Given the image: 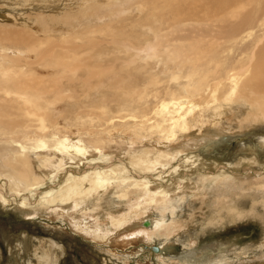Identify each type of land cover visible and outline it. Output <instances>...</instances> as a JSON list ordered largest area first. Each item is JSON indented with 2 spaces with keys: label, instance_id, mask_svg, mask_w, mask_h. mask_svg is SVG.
<instances>
[{
  "label": "rangeland",
  "instance_id": "1",
  "mask_svg": "<svg viewBox=\"0 0 264 264\" xmlns=\"http://www.w3.org/2000/svg\"><path fill=\"white\" fill-rule=\"evenodd\" d=\"M159 3L156 2L155 8L160 9L155 13L160 14L165 5L159 6ZM173 3L181 9L182 15L178 20L187 21L176 24L172 29L165 28L168 21L170 26L174 21V15L167 13V8L162 21L160 19L161 22L150 25L148 19L153 7L150 5L138 10L137 5H129L126 1L122 6H131L130 10L122 14L111 13L99 21L95 20L96 15H84L82 6L85 8L87 1L61 0L60 5L55 2L49 6L38 4L19 8L21 4L26 5L25 0H0V22L14 24L16 20L20 27L37 30L39 35L46 24H51L56 29L53 34L56 38L60 35L61 38L64 35L72 37L75 32L86 38L84 31L90 25H109L111 21L121 25L126 20L130 26L125 33L136 36L132 43L139 48L144 47L147 41H158L153 28L159 26V29L163 28L157 32L160 38L165 35L166 39H163L170 40V34L174 32L171 34L173 37H185L187 42L193 41L190 44L202 48L203 68L209 67L216 72L246 60L259 38L262 40L256 44L255 53L258 54L264 46L261 26L264 0H231L223 5L208 0H174ZM110 5L112 8L119 6L113 3L103 9L110 12ZM39 11L42 14H38ZM6 14L12 17L8 18ZM21 20L29 27L26 28ZM142 24L148 25L144 28ZM132 25L136 26L133 28ZM248 25L254 26L249 37L245 36ZM98 37V47L85 54L89 59H85V63L79 62L81 66L75 76L68 75L70 85L68 79H64L65 87L61 89L65 92L53 109L55 120L50 123L52 128L58 124L60 135H68L75 140L81 138L92 152L77 164L63 166L59 173H52L40 186L20 194L11 191L10 185L0 178V186H3L0 190L9 200L8 203L0 200V264H46L48 259L51 262L53 259L51 264H264V117L254 119L249 113L251 106L243 101L229 103L222 97L208 106L206 96L183 99L194 108H191L193 113L189 116L190 136L199 137L197 135L204 132L202 137L205 141L188 148V151H170L168 154L166 151L155 157L159 149L166 150L161 144V148L156 145L161 142L159 140L166 139V133L162 134L161 128L156 126V120L161 117H154L153 108L156 109L163 98L169 102L171 94L168 91L176 92L186 80L180 78L177 83L170 80V74L163 71V64L156 61L129 63L135 50L125 54V47L121 50L122 47L119 48V44L110 38ZM57 41L63 44L62 39ZM82 42L74 41L77 45ZM147 54L141 52V56ZM28 59L34 62L38 58L31 52ZM35 66L40 69L37 64ZM49 70L47 68L43 73L47 80L60 74L57 67L51 68L53 73ZM89 71L93 73L91 78H88ZM47 97L53 98L51 94ZM102 109H105L104 113ZM215 109L226 110L225 114L218 116L217 126L212 121ZM164 123L165 127L170 126L169 121ZM151 124L152 127L149 126ZM0 140V153H3L9 145L3 143L5 138L0 137ZM171 142L174 140L168 143ZM144 147L150 151L147 158L158 159L153 167L149 162H146L147 168L134 164L132 156L140 154ZM31 159L34 167H38L36 153L31 152ZM96 171L105 172L109 182L104 188L90 189L89 195L85 192L79 195L73 209L75 213L70 209L59 215L57 212L62 202L58 199L54 205L56 212L50 210L52 204L45 199H52L51 196L56 199L58 188L66 184L68 176L74 175L85 182L92 179ZM171 184L174 187L167 188ZM89 186L85 185L87 189ZM147 189L151 191L152 201ZM170 190H174V194ZM23 200L26 204H22ZM139 203L142 205L138 206ZM44 208L47 211L43 215L30 214L44 211ZM87 210L93 216L91 221H96L98 215L100 223L105 221L108 224L101 223V228L95 233H85L75 221L87 222ZM140 212L145 213L139 218L137 214ZM69 213L79 218L73 220ZM110 217L124 218L120 228L116 224L111 225ZM150 220L152 227L136 225Z\"/></svg>",
  "mask_w": 264,
  "mask_h": 264
},
{
  "label": "bare ground",
  "instance_id": "2",
  "mask_svg": "<svg viewBox=\"0 0 264 264\" xmlns=\"http://www.w3.org/2000/svg\"><path fill=\"white\" fill-rule=\"evenodd\" d=\"M25 1H26V5L21 4L19 5L20 6L19 8H25L27 5L38 6V4L49 6V5H53L55 2H57V5H60L61 0H25ZM82 1L83 3L86 1L88 2L85 8L82 5H79L82 6L84 15L88 16L87 13L89 14V16L96 15L94 16L95 20H99V21L103 20L104 18L106 19L108 15H111V13L119 12L120 14H122L130 10L131 6L128 7L122 6L123 2L125 3V1L128 2L129 5L132 6L137 5L138 10H141L142 8L144 9L145 6L151 5L153 7L152 10L153 12L151 11L152 14L148 19V24L150 25L153 23L156 24L160 21V19L163 17V14L165 13L164 11L166 8H167V13L169 11L174 15L173 18L174 21L171 22L173 26H170L169 25L170 22L168 21V25H166L165 28L172 29L174 26H176V24L182 23L183 21L184 22L187 21L186 19L178 20V18L182 14L180 7L174 6L175 5V3H173L174 0H165V1L164 0H82ZM208 1L216 5H219L221 2L222 3L221 5H223L224 3L230 2L231 0H208ZM103 2H107V4H104ZM117 2L120 3L117 4ZM156 2L158 3L160 2L159 6L165 5L163 9H161L160 14L157 12L155 13V10L160 9V7L155 8ZM113 3L119 6L112 8V5H110L111 11L109 12L108 10H106L109 12L107 13L104 10L105 7L106 6L108 7L109 4H113ZM39 9L41 10V8ZM101 9H103V11ZM38 14H42V13L39 11ZM6 15L8 18L12 17L10 16V14H6ZM44 17L45 16H43V18ZM122 20L123 19H121V21ZM21 21L23 22V20ZM125 21H122V24L120 23L121 25H119V23L118 25L117 24L115 25L112 21H111L112 24L110 23L109 25H106L104 23L90 25L84 31V34L87 35L86 38L82 37L78 32L73 33L72 37L64 35L61 38L60 35V38L59 37L56 38L53 35L56 32V29L53 28L51 24L50 25L46 24L43 30L39 28L42 31V33L39 35V33L36 32L37 30L34 31L33 29H24L23 27H20L19 24L16 23V20L14 24L9 23V21L0 22V137L5 138V142L3 143H8L9 145L6 151L0 153V178L4 180L5 183H8L10 185L9 186L10 190L13 191L14 193L20 194L21 192L33 189L34 186L37 185L40 186L45 181V179H47L48 176L51 175L52 173L54 174L59 173L61 171L60 169L63 166L65 167V166H71L72 164H77L80 160L82 161L84 158H87L90 152H92L89 145L81 138L75 140L71 136L60 135L57 131L58 124L57 125L55 124L52 128V126H50V123L52 122L53 124V121L55 120L54 117H52L53 109L55 108L56 103L61 100L62 98L61 95L65 92V90L61 89V87L65 83L64 79L66 78L67 80L68 75L73 77L71 74H73L74 76L77 74L78 68L81 66L79 62H84V60L86 59L85 54L90 53L94 48L98 47V45L100 44L98 42V38H99L98 36L101 35L110 38L111 40L115 41V43L117 42L116 44H119L118 45L119 48L122 47L121 50H123L124 49L123 47H125L126 49V50L124 49L125 54L128 53L130 54L132 50H135L134 55L132 53L133 56L131 62L129 61V63H135L137 60L145 61V62H148L150 60L156 61L158 64L159 63L163 64L164 66L163 71L165 72L167 71L170 74L169 76L170 80L176 81L180 78H184L186 80L182 85L180 84L181 87H179L180 89L177 90L179 92L177 91L175 92L172 90L168 91V93L171 94L169 95L171 96V100L169 102H166L167 100L165 101L164 100L165 98H163L164 101L162 100L161 104L157 105L156 109L155 107L153 108L155 110V111L153 110L154 117L157 116L161 117V119L156 120V126L161 128L162 134L166 133L164 134L166 139H161L159 140L161 142L156 144L158 147H160L159 144H161L162 146L165 147L166 150L159 149L158 151L155 152V157L158 156V153H162L166 151L167 154L170 151L182 152L187 150L188 148L191 149L198 146L199 144L202 143L203 140L205 141V139L202 137V134L204 132L201 135H197L199 137L190 136L192 132H189L190 123H191V121L189 120V116L192 115L194 108L188 105L187 104L188 102L186 103L185 101H183V99H188V98L202 99L203 96H206L208 98L206 99L208 106L210 105L211 102L213 103L220 101V98L222 97L224 102L227 101L229 103L230 102L240 103L241 101H243L244 103H247L251 106L250 107L251 112L249 113L251 114V116L254 117V119H258L259 117H264V60L262 59L264 55V46L262 47V49L259 51L258 54L255 53L254 50V48H256V44L262 40L261 38H259L255 42L254 47L251 49V51H249L250 54H248L246 60H243L236 65L231 64V66H227L226 68L219 70V72H216V71H212L209 67L208 69L203 68L201 60L204 58L203 56L204 52L202 51V48H200L195 44H190L193 41L189 43L187 42L188 39H186L185 37H184L185 40L184 38L181 37H173L171 34H173L174 32L170 34L171 36L170 40L167 41L164 40L163 37L165 38V35H163V37L160 38L161 35L159 36L157 32L159 30L161 31L163 28L159 29V26L158 28L155 27L153 28L156 35L155 39H158V41L155 40L157 42L147 41L145 46L144 47L141 46L140 48L139 45H137L138 47H136V45L134 46L132 41L135 39L136 36L134 37L133 35H129L127 33L128 26L130 25H127V21L126 22ZM23 23L27 25L25 21ZM148 24H142L141 27L146 28ZM56 26L58 27L59 25L57 24ZM134 26L136 25H132L133 28ZM248 26L249 28H247V35L245 36L249 37L253 33L252 30L254 26H250V25ZM261 26L263 27L264 30V21L261 23ZM28 27L29 25L26 26V28ZM125 31L127 32L125 33ZM138 34L137 36H139ZM237 36L240 35H236V37ZM242 36L243 35H241V38ZM59 39H62L63 44H60V42L57 41ZM74 41H78L80 43L83 41L82 42L83 44L77 45L75 44L76 42L74 43ZM159 47H162V50H160ZM31 52L35 53L38 58L37 60H34V62L33 61L31 62V60L29 61L28 59V56ZM141 52H146V54L148 52V54L146 56H141ZM24 60H26L27 62L25 61L26 62L25 63ZM36 64L40 66V69H38L35 66ZM128 66H130V64H128ZM55 67L59 68L60 74L56 78L53 77L54 79L47 80L45 74L43 73L48 71V70L45 71L47 68H50L51 70V68L55 69ZM91 74L93 73L89 71L88 78L89 77L91 78ZM154 78H156L155 75ZM70 80L68 79L67 83L71 82ZM122 80H124V78ZM157 82L159 83V81ZM152 85L154 86V84ZM132 86L133 83L131 87ZM64 87L65 86H63V89ZM138 87L137 89L140 90ZM170 88L173 89L172 87ZM134 90L135 89H133V92ZM146 92H148V90H146ZM127 93L129 94V92ZM49 94H51L53 98L51 97V99H48L47 95ZM184 103H186L187 105ZM135 106L136 105H134V107ZM225 111H226L225 109L214 110L215 115L212 116V121L213 123H215L216 126L218 124L217 121L218 116L223 113L225 114ZM104 112L105 109H102V113ZM135 115L134 117H137ZM167 121H169L170 123L169 127L164 126L165 125L164 122ZM149 126L152 127L153 124ZM193 135L196 136L195 134ZM205 136L208 137V139L210 138L209 135H205ZM173 140H174L173 143L172 142L171 144L168 143ZM263 145H264V141H263ZM156 148L157 147L155 146V149ZM140 151H141L140 154H136L132 156V159L135 160L134 164L136 166L144 165L147 168L148 164H146V162H149L153 167L154 163H156L158 159L147 158L150 151H148L145 147L142 148ZM31 152L36 153V156L39 161L38 167L37 166L34 167V163L31 159ZM145 157L148 160L145 159L144 161L143 158ZM90 179L91 178L87 179V181L84 182L81 178H77L74 175L68 176V178L66 179V184L61 185L58 188L60 190L56 195L58 197H56L55 199L53 198L55 196H51L52 199H45V201L50 202L52 204L50 210L52 212H56L54 205H55V200L58 199L62 202L57 212L59 215H64L63 213L65 211H69L70 209L72 213H75L73 209L76 207V203H77L76 199L80 197L79 195L83 194L84 192L89 195L90 189L97 190L100 188H104V186L109 182L108 176L106 175L105 172L96 171L92 179L91 180ZM86 184H90L89 189L85 187ZM173 187L174 185L171 184L167 188L171 189ZM0 188L2 189L3 186L1 185ZM146 191L149 192L150 195L149 197L151 198L152 201L153 196H151L150 194L151 191L148 189ZM172 191L174 190H170V193ZM0 200L3 201L2 203H8L9 201L3 194L2 190H0ZM72 203H73V207H71ZM22 204H26V201L23 200ZM141 205L142 204L139 203L138 206ZM46 211L47 208H44V211H36L30 214L43 215L44 212ZM72 213L69 214L73 220L79 218L78 216H75ZM144 213L140 212L139 214H137V216L139 215L140 218V215ZM89 214H90V210H87L86 212V218L88 219L87 222L82 221L81 219H78L77 222L75 221L76 225L81 226V228L85 230L84 232L87 234L91 232L93 233L97 232L101 228L100 224L102 223V222L100 223V221L97 219L98 215L97 218H95L96 221L95 220L91 221L93 216H90ZM122 217H124V215ZM122 217L119 218L110 217V219L108 220L112 221L111 225L116 224L120 228V224H122V221L124 219ZM73 220L72 222H74ZM106 224L108 223L106 222ZM106 224L104 223V225ZM136 225H138L139 227L145 225L146 228H149L150 226L152 227L153 222L151 220L148 222L144 221L142 222V224H139L137 222ZM136 225L134 226L136 227ZM98 237H101V235H98ZM52 262L54 263L53 259ZM52 262L49 261L48 259V262L46 264H51Z\"/></svg>",
  "mask_w": 264,
  "mask_h": 264
}]
</instances>
